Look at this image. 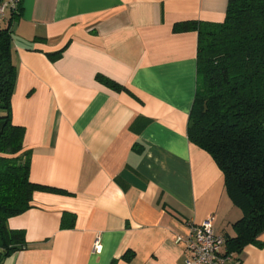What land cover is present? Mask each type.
<instances>
[{
	"label": "crops",
	"instance_id": "crops-1",
	"mask_svg": "<svg viewBox=\"0 0 264 264\" xmlns=\"http://www.w3.org/2000/svg\"><path fill=\"white\" fill-rule=\"evenodd\" d=\"M227 4L21 0L11 120L24 128L29 181L46 189L8 219L26 248L1 264H184L175 237L209 217L225 240L224 264H264V231L240 250L226 243L245 211L187 137L198 34L173 28L220 23Z\"/></svg>",
	"mask_w": 264,
	"mask_h": 264
},
{
	"label": "trees",
	"instance_id": "trees-1",
	"mask_svg": "<svg viewBox=\"0 0 264 264\" xmlns=\"http://www.w3.org/2000/svg\"><path fill=\"white\" fill-rule=\"evenodd\" d=\"M20 6L0 20V264L26 248L24 232L8 229V219L29 210L33 193L46 189L29 181V155L22 152L24 128L11 120L17 77L11 22ZM173 30L198 34L187 137L210 155L223 174L228 196L245 211L234 225L236 236L226 241L240 250L264 231V0H228L222 22L190 21Z\"/></svg>",
	"mask_w": 264,
	"mask_h": 264
},
{
	"label": "built area",
	"instance_id": "built-area-1",
	"mask_svg": "<svg viewBox=\"0 0 264 264\" xmlns=\"http://www.w3.org/2000/svg\"><path fill=\"white\" fill-rule=\"evenodd\" d=\"M21 0H0V20H5L7 12L16 13ZM224 238L216 234L213 218L209 217L200 225L190 224L184 236H176L175 244H182L187 257L184 264H224L229 257L221 253ZM94 251L99 253L98 241L94 243Z\"/></svg>",
	"mask_w": 264,
	"mask_h": 264
}]
</instances>
